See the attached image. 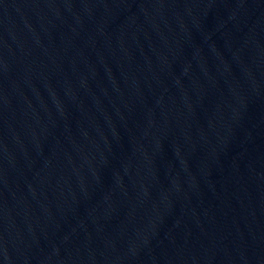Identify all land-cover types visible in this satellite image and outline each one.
Masks as SVG:
<instances>
[{
    "label": "water",
    "instance_id": "obj_1",
    "mask_svg": "<svg viewBox=\"0 0 264 264\" xmlns=\"http://www.w3.org/2000/svg\"><path fill=\"white\" fill-rule=\"evenodd\" d=\"M0 264H264V0H0Z\"/></svg>",
    "mask_w": 264,
    "mask_h": 264
}]
</instances>
